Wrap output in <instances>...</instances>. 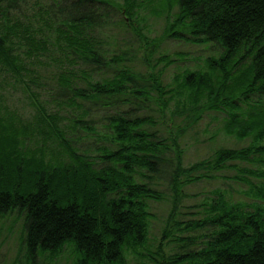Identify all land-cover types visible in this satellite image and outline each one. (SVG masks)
Here are the masks:
<instances>
[{
    "label": "trees",
    "instance_id": "trees-1",
    "mask_svg": "<svg viewBox=\"0 0 264 264\" xmlns=\"http://www.w3.org/2000/svg\"><path fill=\"white\" fill-rule=\"evenodd\" d=\"M124 1L123 12L132 18L137 2ZM20 2L0 0V217L16 213L22 219L20 249L30 262L72 245L79 264H123L127 251H138L149 241L150 202L165 198L153 185L163 180L171 192V209L161 244L167 240L174 249L157 262L264 264V204L249 206L220 195L202 203V216L178 219L187 184L238 171V160L256 158L264 164V145L218 148L185 166L173 139L208 111L226 114L224 126L230 135L254 141L264 137V114L250 113L248 106L264 107V0H159L160 9L173 19L167 37L146 43L154 47L175 38L219 49L205 60V68L175 75L173 85L149 66L142 72L123 64V53L110 57L105 37H98L96 30L108 21L103 6L107 0H49L43 5L38 0L37 16L45 27L27 20L25 13H15ZM18 41L27 43V49L18 51ZM45 55L60 66L53 76L57 96L30 83L41 75L29 65ZM178 55L182 58L183 53ZM163 59L166 64L177 60ZM109 68L114 69L111 74ZM80 79L86 86L79 85ZM17 83L35 107L31 120L9 106L14 92L10 84ZM42 94L49 96L46 102L55 103L54 111L42 102ZM172 101V116L180 119L168 125L170 146L153 126L156 112L163 120ZM94 109L110 112L102 127L111 146L81 148L80 129L87 137L96 131ZM173 146L175 157L170 154ZM92 152L98 153L95 158ZM242 171L264 178V169ZM228 177L248 181L237 173ZM253 191L264 199V185ZM185 230L199 235L175 234ZM198 238L200 244L192 247Z\"/></svg>",
    "mask_w": 264,
    "mask_h": 264
},
{
    "label": "rangeland",
    "instance_id": "rangeland-1",
    "mask_svg": "<svg viewBox=\"0 0 264 264\" xmlns=\"http://www.w3.org/2000/svg\"><path fill=\"white\" fill-rule=\"evenodd\" d=\"M20 1L19 4L21 8L17 9L15 13H19L20 15L25 13L29 16L27 20L32 21L36 26L42 24L43 27H45L44 22L38 19L37 12L40 9V3H42V5L45 3L49 4V0H40L38 4V0H26L27 2L24 0ZM107 1L108 4L103 6L106 7L105 13L108 14V21L99 26V28L97 27L96 30L98 31V37H105L103 46L105 49L111 50H109L110 57L116 53H123L126 56L123 64L136 66L138 69H141L142 72H146L148 70L147 66H149L150 69L161 74L160 77L164 83L173 85V83H175V75L180 73L183 69L198 70L199 68H205V60L210 55H217L219 52L218 47L212 44H194L175 38L163 39L159 45L151 47V44L146 43V40H151L154 37H167L166 32H168V24L169 21L173 19L172 14L160 9L159 0H136L137 5L134 7V16H132V18H129V15L123 12L124 0ZM44 8L46 9V7ZM174 11H176V9H174ZM19 18L26 21V18L23 16ZM124 18L125 21L123 22ZM45 19L49 22L51 21L47 15ZM138 37H141L142 41ZM18 43V48L20 49L18 51L27 49V43L21 41H18ZM180 52L183 53L182 58L178 55ZM164 56L177 60L172 64H166L163 59ZM146 61L149 62L148 65ZM65 64L68 69L70 65L67 63ZM29 67L32 69L31 71L41 75V77L37 79V82H30L34 89H41L46 95L52 93L54 96H57V83L53 80V76L57 68L60 67L59 64L49 55H45L41 56L40 59L37 58V61L34 59ZM112 70L114 69L109 68V74H111L110 71ZM95 78L99 79L98 76ZM78 82L80 86H86L83 80L80 79ZM10 85L14 86L13 84ZM12 86L11 88L14 92L9 96V106L20 113L23 119L31 120L35 114V107L30 103V98L20 84L17 83L16 86ZM46 95H41L42 102L49 107L50 111H54L56 105L55 103L46 102L45 99L49 97ZM61 96L64 97V95ZM49 99L51 100V98ZM248 106L250 108V113L253 111L256 116L264 114V107L260 106L259 103ZM175 109L176 102L172 101L169 108L164 113L163 120L160 112H156L154 116L156 125L153 127L161 129L159 133L167 138L170 146H172V140L169 134H167L168 125L170 126L180 119L177 116L173 118L172 111ZM107 113L110 114V112H105L104 110H91V116L95 117L96 121L99 122L95 124L96 131L91 132L92 134L90 133L88 137L85 136L87 131L80 129L79 135L82 136V138L79 144L77 142L79 147L86 148L92 146L95 149L101 145L111 146V142L108 140L110 138L104 136V132L107 131V129L102 127V124L107 122L103 120V117ZM225 116L226 114L224 112H204L202 119L199 120L197 124L193 125V127L188 128L183 133H179L178 136L173 135L174 141L179 144L185 166H189L198 160L209 157L218 148H243L251 145H264V137L254 141L251 136L236 137L228 134L224 126ZM68 138H71V136ZM173 148L175 147L173 146L172 149H170V154L175 157L176 152ZM52 151L53 149L47 151L48 157L51 156ZM97 154V152H92L91 158H95ZM244 169H264V164L256 160V158L248 162L238 160V171L232 169L226 170L220 172L217 178L203 179L187 184L182 189V193L185 194V196L182 197L180 201L178 219L186 222L202 216L203 213H198L199 210L202 211V203L216 200L220 195H223L229 201L245 203L249 206H253L255 202L264 204V199L256 198L253 191L264 185V178H258L251 173L249 174L247 171H242ZM236 173L240 177L247 178L248 181L241 179L236 180L233 177H228ZM144 180L149 181L150 179L145 177ZM153 186L163 193L165 198L164 200H154L150 202L151 220L149 241L146 247H142L138 251H127L123 264H160L156 260L162 259L161 254L167 257L168 254L173 252V244L167 245V240H164L163 244H161L162 228L167 222L171 209V192L166 189L163 180L161 184L155 182ZM21 226L22 219L19 218L16 213L0 217V264H79L78 254L72 245H67L55 255L46 253L45 255L37 257L36 260L31 263L20 249ZM177 233H179L181 237L191 236L194 238L199 235L198 232L193 230L176 231L175 234ZM198 244H200L199 238L198 242H194L192 247H196ZM161 246H163L162 251L160 250Z\"/></svg>",
    "mask_w": 264,
    "mask_h": 264
}]
</instances>
